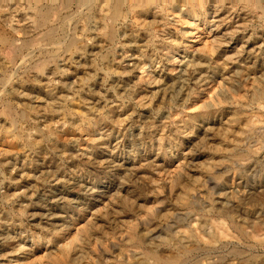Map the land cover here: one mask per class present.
<instances>
[{"label": "rangeland", "instance_id": "374dc122", "mask_svg": "<svg viewBox=\"0 0 264 264\" xmlns=\"http://www.w3.org/2000/svg\"><path fill=\"white\" fill-rule=\"evenodd\" d=\"M47 1L0 0V264H51L53 254H58L54 250L58 252L71 235L82 236V226L107 213L110 207L115 209L118 203L138 211L157 190L160 199L177 202L184 191L178 185L168 191L162 170L173 161L181 162L190 149L204 152L194 161L197 165L214 156L213 151L220 147L218 140L208 143L210 146L201 142L195 146L192 139L187 143L179 133L181 122L199 111L203 101L213 100V94L215 97L219 93L225 106L230 101L226 109L245 107L247 114L264 109V75L260 78V72H264V0H158L139 14L124 10L116 23L96 8L99 0L93 4L88 0ZM36 10L49 11L44 28L37 25ZM130 15H134V21ZM50 30L53 37L47 41L43 35ZM108 34L112 36L108 38ZM231 35L236 36L239 51L247 41L249 47L245 49L251 48L257 67L248 74V82L245 72L250 63L240 61L232 66L223 61ZM213 46L217 50L212 52ZM258 46L263 51L256 52L254 47ZM191 63H195L191 77L201 81L200 85L187 82L181 89L185 78L177 81L178 71L186 65L190 68ZM174 66L175 72L170 69ZM228 74H237L234 78L240 77L239 82H227ZM254 76L258 83L251 81ZM249 94L253 97H247ZM257 97L259 102H255L261 107L254 102ZM241 101L246 103L242 105ZM193 134H199V129ZM260 157L263 162L264 155ZM263 166L243 170L249 192L252 185L258 187L253 173H262ZM234 174L235 170H230L225 187L237 195L230 202L232 206L241 199L240 193L247 191L236 186L239 181ZM196 176L202 179L201 174ZM259 179L264 183L263 177ZM197 188L192 184L189 193ZM102 191L107 192L106 198L97 197ZM258 252L252 254L263 255L262 250Z\"/></svg>", "mask_w": 264, "mask_h": 264}, {"label": "bare ground", "instance_id": "6f19581e", "mask_svg": "<svg viewBox=\"0 0 264 264\" xmlns=\"http://www.w3.org/2000/svg\"><path fill=\"white\" fill-rule=\"evenodd\" d=\"M48 1H47V3H48ZM64 1H66V0H64ZM88 1L92 2L91 4H93V2H95V0H88ZM122 1L121 0H107V1L106 0L105 1L99 0V2H100L99 6H97L96 8L99 7L101 10L100 12H103L111 20V22H112V20H114V22H115L116 19L119 20V18H121L123 16L124 10H126V11L128 10L127 12L131 13V15L133 12H137V11L139 14L140 10L142 12L143 9H145L146 7H149L150 5L155 3L156 1H157V3L160 2L158 0H136L134 2L131 1L129 3V0H128L127 1L128 3L124 4ZM54 2H55V0L51 3L53 4ZM86 2H87V0H86ZM161 2H162V0H161ZM167 2H169V1H167ZM202 2H203V0H202ZM79 3H80V1H79ZM199 3H201V2H199ZM65 4H66V2H65ZM86 4H88V3H86ZM91 4H89V7ZM192 4H194V3H192ZM66 6H69V4ZM197 6H195V7H197ZM61 7H63V6H61ZM86 7H87V5H86ZM89 7H88V11L91 8V7L90 8ZM151 7L152 6H150V9H151ZM52 8L54 10V5L52 6ZM61 9H63V8H61ZM191 9H193V8H191ZM55 10H56V8H55ZM63 10H65V8ZM195 10H197V9H195ZM127 12H124V13L127 15ZM141 12H140V14H141ZM147 12H149V11H147ZM36 13L37 14L34 16H36L37 25L41 26V27L45 26L42 24H45V22H47V17L49 16V11L48 12L45 11L44 13H40L36 10ZM52 13H54V12L52 11ZM144 13H145V11H144ZM90 14H89V16H90ZM138 14L137 15L135 14V15L137 17H140V16H138ZM54 16H57V15H54ZM65 16H67V15H65ZM65 16L63 18H65V20H66ZM87 16H88V13H87ZM91 16H93V15H91ZM106 16H103V17L106 18ZM133 17H134V15H133ZM133 17H132V20L134 19ZM87 18H89V17H87ZM57 19H60V17ZM125 19H126V16H125ZM241 19L242 18H240L239 20H241ZM61 20H62V18H61ZM110 20L107 19L106 21L110 22ZM50 21L51 20H49V22ZM34 22L36 23V20H34ZM52 22H54V21H52ZM58 22H60V21H58ZM135 22H136V20H135ZM118 23H119V21H118ZM32 25L34 27V24H32ZM48 25H49V23H48ZM110 25L112 26L111 23H110ZM51 26L54 27L53 25H51ZM216 26H218V25H216ZM216 26L214 28H216ZM41 27H39L38 29H40ZM49 27H48V29H50ZM218 28H219V26H218ZM35 29H37V27H35ZM45 29H43V30H45ZM239 30H237V31L239 32ZM108 31L110 32V31H112V29H110ZM227 31H229V30H227ZM230 31H232V30H230ZM237 31H236V33H237ZM51 32H53V31L50 30L46 34L43 32L45 34V35H43V38L46 39L47 41L51 40L53 37ZM224 33H225V31H224ZM242 33H243V30H242ZM217 34H215V35H217ZM109 35H111V34H108V38H109ZM225 36H228V35L225 34ZM225 36H224V39H225ZM39 37H40L39 39L42 38L41 36H39ZM218 38H219V36H218ZM36 39H38V37ZM236 39H237L236 36L231 35L227 38L226 45L224 43L226 50L223 52L224 53V56H223L224 60L223 61H225L227 64L232 65V66L234 64H237L240 61H244L245 64L250 63L251 64L250 69L249 70L245 69L246 70L245 82H248L250 80L248 74L253 73L252 71L254 69H256L257 66H255V63L253 64L252 56L249 52V50H251V48L249 50L245 49L247 47L246 44L248 41L244 42L243 41L244 38L242 39V41L244 42V45H243V47L241 45L240 46L244 49L241 48L242 50L239 51L240 49L238 50L236 48V43H237ZM214 40H215V38H214ZM30 42L29 43L27 42V43L30 44ZM33 42L34 41H32L31 43H33ZM36 42H38V40ZM39 42H40V40H39ZM43 42H45V41H43ZM217 42H218V39H217ZM251 43H252V41H251ZM28 44H27V46H28ZM240 44H242V43H240ZM30 45H32V44H30ZM53 45H55V44H53ZM252 46H254V44ZM255 46H257V45H255ZM70 47H72V46H70ZM210 48L211 49H209V50L211 51L212 47H210ZM216 48L219 49V47H217V46H216ZM238 48H240V47L238 46ZM254 48H255L256 52L257 51L258 52L263 51V49H261V46L254 47ZM214 49L215 48L213 46L212 52L214 51ZM217 49H215V50H217ZM206 50H208V49L206 48ZM232 51H235L236 53L234 52L232 54H228L229 52H232ZM204 52H206V51L204 50L203 53ZM221 52H220V54H221ZM214 53H212V54L214 55ZM255 54H257V53H255ZM196 55H198V54H196ZM197 57L198 56H196V58ZM173 60H174V57H173ZM170 61H171V59H170ZM195 63H197V61H195ZM195 63H194V65L191 63L193 66L191 65L190 68H188L187 65H186V67L184 66L183 70H181L178 67V69H180L178 71V73H179L178 79L181 77L185 78L182 81V82H184V81L185 82L182 84V86H180L181 89H183L184 85H186L187 82H189L190 84L198 83V85H200L199 83L201 81L197 82V80H195L194 77L193 78L191 77L192 74L190 72V69L193 67L192 69L194 70ZM201 63H203V62H201ZM176 64H173V65H176ZM225 64L223 63V65H225ZM245 64H243L244 65L243 67H245ZM257 64H258V62H257ZM177 65H179V63ZM182 65H184V64H182ZM188 66H189V63H188ZM248 66H246V67L248 68ZM32 67H34V66H32ZM105 67H106V65H105ZM198 68H199V66H198ZM170 69H173L172 71H174L177 68L175 67V68H170ZM38 70H40V69H38ZM214 70H216V68ZM221 70H219V71H221ZM175 71H177V70H175ZM123 74H125V72ZM170 74H172V73H170ZM260 74H261L260 78H262V75H264V72L261 71ZM235 76H237V74H235L234 77ZM234 77L231 74L230 75L228 74L226 81L229 83L232 81H236V82L238 81L239 82L240 77H239V79L236 78V80ZM176 78H177V76H176ZM222 78H224V77H222ZM257 78L258 77L254 76L253 79H251V81L252 80L254 81V79L256 81ZM181 79H179L177 81L181 82ZM190 79H194V81L190 80ZM241 79H244V78H241ZM157 81L159 82L160 80L157 79ZM226 81H224V82H226ZM256 82L258 83V81H256ZM252 83L254 84L255 82H252ZM257 83H255V85ZM204 84H206V83H204ZM222 84H223V82H222ZM108 85H109V83H108ZM152 85H154V84H150V86H152ZM179 85H181V84H179ZM207 85H208V83H207ZM201 86H204V85L201 84ZM228 86H229V84H228ZM253 86L254 85H252V87ZM244 87H245V85H243V89H244ZM258 87H259L258 89L263 88V90H264V83H263L262 87L260 85ZM191 88H193V87H191ZM223 88H225V86ZM238 88H239V86H238ZM253 89L248 88V90H253ZM201 90H204V89H201ZM245 90L248 92L247 89H245ZM237 91H238V89H237ZM254 91H255V89L253 91H250V92L253 93ZM257 92H258V90H257ZM237 93H236V95H237ZM255 93H256V91H255ZM259 94L261 95V93H259ZM213 95L211 96L214 98L213 100L211 98V101H209V102L203 101L202 105L200 106V110L198 107L199 111H197V112L195 111L196 113L190 114L188 117H186L187 118L186 120L181 122L182 123V126H181L182 130L179 133H182V134H180L181 138H184V140L187 143H189L190 140L192 139L193 140L192 144L194 143L195 146L198 144V142H201V144H205V146L206 145L208 146L211 142L218 140V142L220 143V147H218V145H217L218 148L215 150L216 147L214 148L211 146L215 150V151H213L214 156L210 159H207L206 160L207 162H205V160H204V163L202 165H199V164L197 165V163H195L194 161L196 159L200 158L201 156H203L204 152H203V150L193 152L190 149L187 151V153L185 152L186 154H184L183 157L181 156L182 158H184L181 162H179L178 164L177 163L175 164V162H178V160H177V161H173V163L172 162L170 163V165H169L170 167L173 165L172 170L169 169V166L168 167L166 166L163 170L161 169L163 172L162 175H165V178H167L166 183H168V184H166V186H167L166 188H168V191L170 188H174L178 185L184 191L182 197H180L177 202L162 200V199H160V196H159L160 192L157 190V188L160 187V186H158L156 188L157 192H152L148 197L147 203L145 205L141 206L139 208V210L137 209L138 211H134L133 208H129V205L127 207H125L121 203H118V202H117L118 204H117L115 209H114V207H110L108 205V207H110V210L107 213H105L104 215L99 214L98 217L95 218V221L92 220V221H90V223L86 222L87 224L82 226V229H81V232L83 233L82 236L79 235V237H78V235L72 236L71 234H69V236L71 235L72 237L70 236V239H67L68 241L66 243L59 246L58 252H57V250H54V251H56L55 254L58 253L57 255L54 256V254H53V256H52V255H50L49 252H47L46 255L52 256L51 264H245L246 262H247V264H264V183H262L261 179H259L260 177L264 178V166H263L264 161L261 162L259 160L261 158L260 156L264 155V109L262 111H258L260 109V108H258V110H257L258 112L253 111L252 112L253 114H250L248 112L250 115L247 114L244 106H243L244 109L241 108L242 110L240 108L239 109H237V108L226 109V106L230 103V101L225 106V104H224L225 100L223 99L224 101H222L221 97H219L220 96L219 93L217 94V96L215 95V97ZM241 95H243V94H241ZM260 95H258V96H260ZM238 96L236 99L237 102L239 101ZM248 96H252V95L249 94V95H247V97ZM243 98H245V97H242V99ZM259 98L257 97L256 100L252 99L251 101L254 100V102L255 101L259 102ZM249 99H251V98H249ZM257 99H258V101H257ZM236 100L234 99V101H236ZM261 100H263V98ZM251 101L249 100L250 103H251ZM243 102L241 101L242 105H243ZM249 102L247 101V103H249ZM254 102H252V103H254ZM46 103H47V101H46ZM244 103H246V102H244ZM233 104L235 105V103H233ZM233 104H232V106H233ZM239 104H240V102H239ZM256 104H253V105L255 106ZM263 104H264V102H263ZM257 105H259V104H257ZM261 105H259V106L261 107ZM43 106H44V104H43ZM172 106L173 105H171V107ZM236 106H238V105H236ZM263 106H262V108H264ZM49 107H51V106H49ZM239 107H241V106L239 105ZM256 107H258V106H256ZM159 108L161 109V107H159ZM195 108H196V106H195ZM195 108L193 110H197ZM30 109H32V108H30ZM72 110H75V109H72ZM88 116H87V118H88ZM228 128H231V131L228 130ZM184 129H187L186 130V131H188L187 134H185L186 132ZM195 129H199V134H193V130H195ZM179 130H180V128H179ZM226 132L229 133V137L225 136ZM194 145L192 146V148L194 147ZM214 145H216V144H214ZM199 149H201V147ZM183 151H186V150L183 149ZM151 160H152V158H151ZM143 162H145V161H143ZM124 165L125 164H123V166ZM257 165L263 166V168H262L263 171L260 174H258V172L254 171L253 177L256 179L255 183L257 182L258 187H256V184L252 185L250 188V192H249V190H247V187H248L247 182L244 180L246 178H244L243 170L245 172L248 170H252L255 167H257ZM161 170H160V172H161ZM230 170H232V171L235 170V174H234L233 178L235 177L236 180L239 181L236 184V186L238 188H243V189L247 190V191H243V192L240 191L241 193H240L239 197L241 199L237 198L238 201H237L236 206H232L230 204V202L232 201V198L234 196L236 197L237 195H234V192H228L231 188L227 189V190L225 189V187L227 185V180L229 178L228 173L230 172ZM196 173L201 174L202 179L199 176H196ZM156 175H157V173H156ZM151 177L156 180V178H154V176H151ZM192 184H194V186H195V184L198 185V188H197V191H194L193 193L190 192L191 193L190 194L189 188L192 186ZM238 188H237V190H238ZM147 190H149V189H147ZM150 191H151V189H150ZM190 191H192V190H190ZM106 194H107V192L102 191L98 194L97 197H100L101 199H103V198H106ZM137 205H139V204H137ZM101 213H103V212H101ZM46 217H47V215H46ZM28 218H29V216H28ZM49 218H55V217H51V215H50ZM53 226H55V225L53 224ZM59 228H60V226H59ZM77 231H79V230H77ZM69 236H68V238H69ZM1 240H3V239H1ZM42 240H44V239H42ZM47 241H49V240H47ZM245 250L246 251L248 250V253L245 252ZM259 250L263 251V255L258 256V254L257 255L252 254V253H259L258 252ZM114 252H116V253H114ZM245 253H247L248 255H245ZM35 259H37V258H35ZM48 259H50V258H48ZM31 260H33V262H34V259L31 258ZM31 260L29 262H31ZM21 264H28V263H21ZM42 264H43V262H42Z\"/></svg>", "mask_w": 264, "mask_h": 264}]
</instances>
